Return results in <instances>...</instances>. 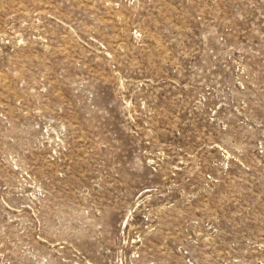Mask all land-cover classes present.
<instances>
[{"label": "rangeland", "instance_id": "1", "mask_svg": "<svg viewBox=\"0 0 264 264\" xmlns=\"http://www.w3.org/2000/svg\"><path fill=\"white\" fill-rule=\"evenodd\" d=\"M0 264H264V0H0Z\"/></svg>", "mask_w": 264, "mask_h": 264}]
</instances>
